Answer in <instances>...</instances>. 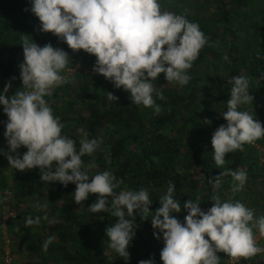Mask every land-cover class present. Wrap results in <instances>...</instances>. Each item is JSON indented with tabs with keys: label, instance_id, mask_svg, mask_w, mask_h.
Segmentation results:
<instances>
[{
	"label": "trees",
	"instance_id": "16d2710c",
	"mask_svg": "<svg viewBox=\"0 0 264 264\" xmlns=\"http://www.w3.org/2000/svg\"><path fill=\"white\" fill-rule=\"evenodd\" d=\"M159 3L162 10L175 9L174 13L186 14L208 37V44L189 70L188 85L170 84L163 73L153 82L154 88L165 96L164 100H156L162 109L159 114L151 108L135 106L130 93L116 89L112 82L94 73L95 56L84 50L73 51L52 33L40 31V21L30 11V0H0V91L10 83L6 93L10 99L23 90L19 65L24 59L21 43L25 35L41 46L51 43L62 48L69 55L62 73L68 82L56 87L45 99L64 124L63 134L76 140L77 147L80 128L89 133L90 139L98 140L94 156L83 158L85 163L94 160L93 173L113 172L122 181L117 191L148 189L153 201L151 211L160 206L159 198L171 181L181 207L188 199H198L206 211L213 205L210 199L216 194L223 200L241 201L257 214H264V138L245 144L242 151L226 154V164L220 169L215 165L211 144L213 132L227 123L222 112L227 108L231 89L228 80L233 76L244 75L250 80L253 102L241 105L240 110L251 112L264 124V0H159ZM78 65L80 71L70 75L69 71L78 69ZM82 68L91 72L85 74ZM108 92L119 97L118 101H109ZM6 122L0 105L3 152H8L4 137ZM26 151L24 148L21 156ZM226 169L247 172L242 191H231V176L223 177L220 189H212L208 180ZM75 187L71 183L64 187L59 182H42L39 168L21 172L11 168L6 156L0 154V200L9 194V205L16 213L4 223L0 221V263L5 231L11 241L13 264H19L17 260L22 253L25 256L21 264H138L150 258L163 264L160 258L163 240L154 237L150 218L145 220L134 212L138 227L127 260L109 248L106 237V227L114 224L116 218L110 213L89 212L97 194H90L86 201L77 204L72 194ZM37 202H44L47 208L33 207ZM174 215L183 223L187 211L182 208ZM29 216L33 219L40 216L39 225L26 226ZM48 237L54 240L44 252L42 245ZM260 247H264V237ZM217 255L220 264H226L229 256L222 252ZM242 264H264V252L246 258Z\"/></svg>",
	"mask_w": 264,
	"mask_h": 264
},
{
	"label": "clouds",
	"instance_id": "9594fccd",
	"mask_svg": "<svg viewBox=\"0 0 264 264\" xmlns=\"http://www.w3.org/2000/svg\"><path fill=\"white\" fill-rule=\"evenodd\" d=\"M30 4L31 13L40 21V31L52 33L73 51L84 50L95 56L94 73L112 82L116 89L130 93L135 106L151 108L157 114L162 109L156 100H164L165 96L153 82L163 73L170 84L188 85L189 70L208 44L198 23L187 19L186 14L162 10L159 0H30ZM21 45L23 90L10 99L6 96L10 83L0 91V105L7 116L4 137L8 145V152L0 150V154L6 156L11 168L21 172L39 168L42 182H59L64 187L74 184L72 194L77 204L97 194L88 210L110 213L116 218L106 227V237L109 248L127 260L138 227L134 212L145 220L150 218L154 237L162 238L163 264H220V252L232 258H250L264 252L254 231L264 237V214H257L241 201L223 200L214 194L210 199L214 203L206 211L198 199H188L181 207L174 196L175 184L170 181L159 198L160 206L151 211L153 201L148 189L117 191L122 181L113 172L93 173L94 160L85 163L83 158L94 156L98 140L90 139L89 133L80 128L77 147L76 140L63 134L64 124L45 99L68 82V77L62 75L68 53L51 43L41 46L29 40L28 35ZM223 59L230 62L227 56ZM228 84L230 98L222 112L227 123L220 125L211 138L218 169L224 168L226 154L242 151L245 144L264 138V124L251 112L240 110L241 105L253 102L249 78L236 75ZM107 98L113 102L119 99L111 92ZM21 147L27 149L22 156L18 152ZM224 176H231L233 193L242 191L247 183L245 170L226 169L208 180L213 190L221 188ZM33 207L44 210L47 204L37 202ZM182 208L187 211L183 223L174 215ZM40 221V216H29L26 226L39 225ZM53 240L48 237L44 241V252ZM138 264L156 262L150 258Z\"/></svg>",
	"mask_w": 264,
	"mask_h": 264
},
{
	"label": "built area",
	"instance_id": "2783aa9c",
	"mask_svg": "<svg viewBox=\"0 0 264 264\" xmlns=\"http://www.w3.org/2000/svg\"><path fill=\"white\" fill-rule=\"evenodd\" d=\"M256 237H257V244L258 246H260V241L262 239V236L259 235L258 231H256ZM2 253H3V261L0 264H13V258L11 253V241L5 231L3 232ZM245 259L246 258L243 257L232 258L229 256V258L226 261V264H242Z\"/></svg>",
	"mask_w": 264,
	"mask_h": 264
},
{
	"label": "rangeland",
	"instance_id": "374dc122",
	"mask_svg": "<svg viewBox=\"0 0 264 264\" xmlns=\"http://www.w3.org/2000/svg\"><path fill=\"white\" fill-rule=\"evenodd\" d=\"M171 5H173V8H177L176 4H172L170 3ZM166 6V5H165ZM167 7V6H166ZM175 9H172V12L174 11ZM79 64V63H78ZM79 68L78 69H72L69 71V74H73L75 71L76 72H79L80 71V65H78ZM77 66V67H78ZM84 70L85 74H89V72H91L89 69H86V68H82V71ZM24 150V147H21L20 149H18V152L21 154ZM14 155V154H13ZM7 196H9V194L7 195L6 194V198H1L0 200V206H1V213H2V217L0 218V221H4L7 219V218H10L12 216H15L16 213H14V210H13V207H11L9 205V198H7ZM44 203V202H43ZM42 203V204H43ZM11 211V212H10ZM13 211V212H12ZM11 213V214H10Z\"/></svg>",
	"mask_w": 264,
	"mask_h": 264
},
{
	"label": "crops",
	"instance_id": "0c3cea01",
	"mask_svg": "<svg viewBox=\"0 0 264 264\" xmlns=\"http://www.w3.org/2000/svg\"><path fill=\"white\" fill-rule=\"evenodd\" d=\"M24 254L22 253L21 255H20V257L18 258V262H19V264H21V263H23L24 261H23V259H24ZM16 264V263H15Z\"/></svg>",
	"mask_w": 264,
	"mask_h": 264
}]
</instances>
